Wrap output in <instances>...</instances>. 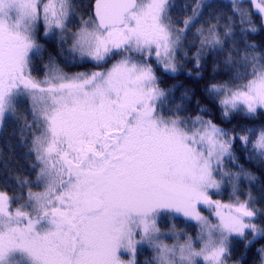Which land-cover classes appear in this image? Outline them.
Here are the masks:
<instances>
[{
	"label": "snow or ice",
	"instance_id": "snow-or-ice-1",
	"mask_svg": "<svg viewBox=\"0 0 264 264\" xmlns=\"http://www.w3.org/2000/svg\"><path fill=\"white\" fill-rule=\"evenodd\" d=\"M245 2L232 0V10L246 42L258 31L254 14L264 28V0H247L250 8ZM172 7V0H95L94 18H81L73 31L72 0H0V125L16 117L21 98L29 99L31 121L23 118L21 132L28 131L29 154L39 163L33 183L43 186L34 192L21 182L29 187L21 195L0 190V264H136L143 246L155 253L153 264H199V258L225 264L232 238L247 247L249 235L264 237L251 195H235L241 177H255L239 164V172L223 170L225 159H238L236 140L248 159L264 162V127L229 131L202 116L181 117V105L165 114L169 97L150 61L167 73L180 70L175 50L183 29L174 27ZM202 7L211 3L197 4L185 29ZM40 25L61 44L71 40L73 61L103 67L120 58L103 71L71 75L50 58L45 77L37 79L32 59L44 50L36 40ZM198 32L197 67L202 50H222L225 42L216 25ZM223 36L234 38L231 26ZM244 59L251 70L243 77L207 87L224 118L264 111V64L255 55ZM217 176L231 184L233 202L213 199L221 190ZM165 214L199 225V250L192 236L180 242L175 228L177 243L163 242L157 218Z\"/></svg>",
	"mask_w": 264,
	"mask_h": 264
},
{
	"label": "trees",
	"instance_id": "trees-1",
	"mask_svg": "<svg viewBox=\"0 0 264 264\" xmlns=\"http://www.w3.org/2000/svg\"><path fill=\"white\" fill-rule=\"evenodd\" d=\"M79 1V0H78ZM95 0H81L78 4L79 14L83 18L92 16V7ZM199 0H176L174 7L170 10L171 19L175 27L184 28L183 21L192 16V11L197 7ZM211 3V7H202L201 15L198 16L189 28L185 29L183 48L180 56L179 71L170 74L157 68V76L160 78V87L166 92L169 99L165 103V114L171 115L176 111V105H181L179 115L181 117L202 116L205 119H212L219 126L229 131L239 132L241 128H261L264 127V111H258L255 116L249 117L243 113H235L230 118H224L218 101L207 91V87L212 83L233 82L237 74H245V70H251V64L244 59L245 55H255L258 63L264 64V28L260 27V17L253 15L252 19L258 29L255 33H249L247 41L240 38L239 17L233 13L232 1L210 0L203 4ZM229 17L232 18L231 22ZM217 26L221 38L224 39L222 50L204 49L202 50L200 66L196 64V54L200 49V39L197 35L199 27L209 28ZM226 26H231L234 38L229 39L223 36ZM247 44H254L256 47L248 48ZM52 48V47H51ZM61 57V55H60ZM61 61V59H59ZM185 60V61H184ZM237 84L243 83L244 79L234 81ZM188 95L184 98L183 94ZM204 109V111H201ZM19 110V109H18ZM30 113V112H29ZM27 110H21L15 118L7 119L1 129L0 135V190L8 191L10 195H21L28 192L29 187H20L21 182H28L32 191H39L35 182L38 173V162L34 155L29 154V141L31 137L25 129L23 134V118L31 121V116ZM233 151L237 156V161L233 162L235 171L242 165L244 170L250 172L255 179L249 181L242 177L240 187L241 196L250 193L254 198L258 209V218L254 221L264 227V162L257 159H248V153L239 140L233 143ZM230 162V163H231ZM35 166V167H34ZM26 197V195H25ZM24 197V198H25ZM224 197V196H223ZM173 224L177 229L188 234H196L198 226L193 221H188L183 217H173L169 219L163 217L159 224L162 228H168ZM252 243L245 247V241L236 237L231 239L230 255L228 261L236 264H260L261 251L264 246V237H248ZM138 264H153V256L148 248H139Z\"/></svg>",
	"mask_w": 264,
	"mask_h": 264
},
{
	"label": "rangeland",
	"instance_id": "rangeland-1",
	"mask_svg": "<svg viewBox=\"0 0 264 264\" xmlns=\"http://www.w3.org/2000/svg\"><path fill=\"white\" fill-rule=\"evenodd\" d=\"M175 1L176 0H172V3L174 4ZM208 1H210V0H199L198 4H203L204 2L206 3ZM227 1H232V0H226V2ZM79 2H80V5L83 6L81 0H79V1L78 0H72V3L74 5V9H75V11L77 10V12H75L73 23L69 25V28H71L73 31H75L76 28L79 27L81 18L84 20H87L88 17H90V16H87L86 18L81 17V14H79V12H78L79 10L77 9V8H79V6H78ZM244 6L250 8L251 4L248 3L246 0ZM175 28L176 29H183V34L180 35L179 43H178V46L175 50V62H176L177 67H178L181 65L182 58H184V56H180V55H181L182 48H183L182 45H183V40L185 37V28H179V27H175ZM198 29L206 30L208 28L199 27ZM198 29H197L196 33L199 36ZM36 40H37V43L43 45V49H44L41 55L35 56L32 59V75L37 79H43L45 77V74L48 71L46 65H48L50 63V58H51V60H53L55 62V65L60 70H62L64 73H67L69 75L75 74L78 72L91 73L92 71H103L106 68L110 67L111 64L113 62H115V60H118L120 58L119 56L113 57V59L110 60L107 64H105L103 67H98L92 61H81V60L73 61L71 59L73 53L71 52V49H70L71 40L69 39L66 43L61 44L59 42V39H58V34L56 37L50 39V36L44 35V28L42 25L38 26L37 34H36ZM60 55H61V57H60ZM59 59H61V61ZM150 62L153 64V67L156 69V73L158 74L157 68H160V67L155 63L154 59ZM160 69L162 71H164L162 68H160ZM170 74H173V73H170ZM21 110H27L28 113L30 112V101L26 97H23L19 100L18 105H17V109H16V115H18V113ZM196 116L197 115L191 116V118L194 119ZM4 123H3V125H4ZM3 125H0V135H1V129L3 128ZM0 158H1V153H0ZM230 162L231 161L225 159L224 165H223V170L225 172H237L234 169H232V168H234L232 166L233 163L232 162L230 163ZM216 178L221 181V190H220L219 194L213 195V199L222 201L224 203L233 202L234 201L233 190H232V186L228 182L227 178L226 177H220V176H217ZM241 180L242 179H240V181L238 182L237 191H236L235 195L238 196L241 200H247L249 198L250 193H246V195L243 194V196L240 195L242 193V190L240 187ZM39 189H40L39 191H43V186H40ZM34 192H37V191H34ZM251 198H252V201L254 202L251 206L255 210H258L256 205H255V201H254V198L252 197V195H251ZM20 203H23V201H20ZM201 212L204 216L208 217V219L211 223H216L215 217L211 213L210 210H208L207 208H201ZM163 217H167L169 219H173V217L165 214V215H162V216L157 218L158 226L160 227L161 231L163 233H165V235L161 237V239L163 240L164 243L168 244L169 246L177 243L176 236L172 232V229L175 228V231L177 233H180V242H183L188 236H192L193 240H194V246L197 250H199L201 245L198 242H196V237L198 236V233H199V225L195 221H193V222L196 223L198 226L196 234H188L187 232L185 233V231H183V230L177 229L175 226H173V224H170V226L168 228H162L159 224L161 223V219ZM179 217H182V216H179ZM139 248H148L152 253L153 261H154L155 253L153 252V250L150 247H148V246L138 247V250H139ZM138 250H137L136 256H138ZM262 250H264V246H263ZM262 250H260L261 251V260H260L261 263L260 264H264V251H262ZM136 256H135V261H136V264H138V257H136ZM130 258L131 257L126 253L122 255V259H124L125 261L129 260ZM199 264H206V262L203 261L202 258H199ZM225 264H236V263H230L228 261V257H227L225 259Z\"/></svg>",
	"mask_w": 264,
	"mask_h": 264
},
{
	"label": "flooded vegetation",
	"instance_id": "flooded-vegetation-1",
	"mask_svg": "<svg viewBox=\"0 0 264 264\" xmlns=\"http://www.w3.org/2000/svg\"><path fill=\"white\" fill-rule=\"evenodd\" d=\"M94 3H95V1H94ZM93 8V7H92ZM78 10H80V8H77ZM93 10H94V8L92 9V16H93ZM75 12H77V10L75 11ZM81 17H82V15H81ZM89 18V17H88ZM93 18H94V16H93ZM51 38H54L53 36H50V39ZM38 162V161H37ZM38 172H39V163H38ZM38 192V191H37ZM27 197H25V199H26Z\"/></svg>",
	"mask_w": 264,
	"mask_h": 264
},
{
	"label": "water",
	"instance_id": "water-1",
	"mask_svg": "<svg viewBox=\"0 0 264 264\" xmlns=\"http://www.w3.org/2000/svg\"><path fill=\"white\" fill-rule=\"evenodd\" d=\"M94 6H95V3H94ZM94 8V7H93ZM93 13H94V10H93Z\"/></svg>",
	"mask_w": 264,
	"mask_h": 264
}]
</instances>
